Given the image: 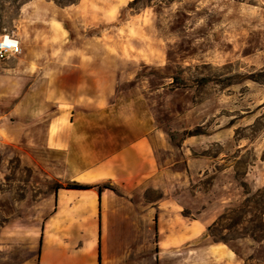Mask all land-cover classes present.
<instances>
[{
    "label": "crops",
    "instance_id": "obj_1",
    "mask_svg": "<svg viewBox=\"0 0 264 264\" xmlns=\"http://www.w3.org/2000/svg\"><path fill=\"white\" fill-rule=\"evenodd\" d=\"M22 62L23 75L0 72V104L16 99L0 111V145L49 163L51 177L102 188L51 189L34 202L3 194L0 264H264V239L206 235L246 197L232 172L217 170L218 157L187 156V141L180 169L147 103L106 92L104 57ZM70 70H77L76 86L63 85ZM22 81L29 84L18 96L11 82ZM201 177L211 178L207 191L187 189ZM245 182L252 191L264 186L259 160Z\"/></svg>",
    "mask_w": 264,
    "mask_h": 264
},
{
    "label": "rangeland",
    "instance_id": "obj_2",
    "mask_svg": "<svg viewBox=\"0 0 264 264\" xmlns=\"http://www.w3.org/2000/svg\"><path fill=\"white\" fill-rule=\"evenodd\" d=\"M133 1L0 0V38L15 39L22 47L19 55L0 60V72L4 67L23 75L22 60L34 57L43 63L69 55L78 62L82 52L104 57L106 92H113V99L147 103L180 169L179 147L187 141V156L218 157L217 170L227 166L243 187L246 197L220 217L239 213L251 198L237 232L225 229L226 220L209 238L227 242L248 233L245 237L264 239V186L252 191L245 182L254 160L264 165V0H140L130 6ZM76 73L70 70L63 85L76 86ZM28 84L11 82L18 96ZM15 100L1 103L0 111ZM57 164L60 174V157ZM210 181L194 179L187 189L207 191ZM66 183L50 176L49 163L0 145V204L3 194L34 202ZM1 216L0 209V223Z\"/></svg>",
    "mask_w": 264,
    "mask_h": 264
},
{
    "label": "trees",
    "instance_id": "obj_3",
    "mask_svg": "<svg viewBox=\"0 0 264 264\" xmlns=\"http://www.w3.org/2000/svg\"><path fill=\"white\" fill-rule=\"evenodd\" d=\"M140 0H134L133 2L130 3V6H134L136 5ZM105 188H109L111 190H114L113 187L109 186V185H104ZM56 188H63V189H67V190H73V191H84V190H88L91 188H98L99 190H101L102 186L101 185H94V186H90V185H84L78 182H68L65 185H60L58 187H55L53 189ZM261 191L258 192L257 195H260ZM250 202H252L251 198L247 199L246 202L242 205L241 208H239V213L236 212L235 210H232V212H234L235 214L231 217H227L226 214H223L213 225H211L207 232L206 235L209 237V232H212L218 225L221 224V222L228 220L229 223L228 225L225 227V229L229 232H237V227L239 225L242 224L240 218L243 214L249 212L248 208L250 207ZM256 210H258V207H256ZM264 215V213H263ZM249 235L248 233H242V234H238L237 237H245ZM234 238V237H233ZM232 239V238H231ZM217 242V241H216Z\"/></svg>",
    "mask_w": 264,
    "mask_h": 264
},
{
    "label": "built area",
    "instance_id": "obj_4",
    "mask_svg": "<svg viewBox=\"0 0 264 264\" xmlns=\"http://www.w3.org/2000/svg\"><path fill=\"white\" fill-rule=\"evenodd\" d=\"M22 47L19 41L11 38H0V60L19 55Z\"/></svg>",
    "mask_w": 264,
    "mask_h": 264
}]
</instances>
